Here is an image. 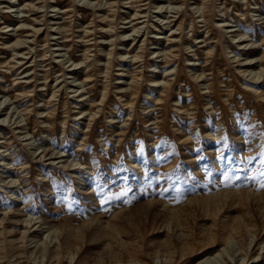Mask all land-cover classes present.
Instances as JSON below:
<instances>
[{"label": "rangeland", "instance_id": "obj_1", "mask_svg": "<svg viewBox=\"0 0 264 264\" xmlns=\"http://www.w3.org/2000/svg\"><path fill=\"white\" fill-rule=\"evenodd\" d=\"M0 264H264V0H0Z\"/></svg>", "mask_w": 264, "mask_h": 264}]
</instances>
